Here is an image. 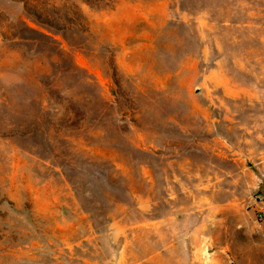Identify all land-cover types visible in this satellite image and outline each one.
Returning a JSON list of instances; mask_svg holds the SVG:
<instances>
[{
	"label": "rangeland",
	"instance_id": "rangeland-1",
	"mask_svg": "<svg viewBox=\"0 0 264 264\" xmlns=\"http://www.w3.org/2000/svg\"><path fill=\"white\" fill-rule=\"evenodd\" d=\"M0 264H264V0H0Z\"/></svg>",
	"mask_w": 264,
	"mask_h": 264
},
{
	"label": "trees",
	"instance_id": "trees-1",
	"mask_svg": "<svg viewBox=\"0 0 264 264\" xmlns=\"http://www.w3.org/2000/svg\"><path fill=\"white\" fill-rule=\"evenodd\" d=\"M22 38H23V39H30L31 37H30V36H27V35H26V36L23 35Z\"/></svg>",
	"mask_w": 264,
	"mask_h": 264
}]
</instances>
